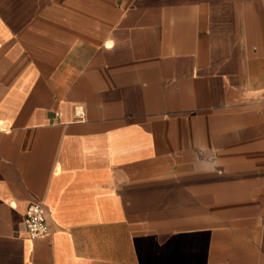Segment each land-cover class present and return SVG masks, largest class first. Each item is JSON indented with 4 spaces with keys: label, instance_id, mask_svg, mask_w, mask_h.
Masks as SVG:
<instances>
[{
    "label": "crops",
    "instance_id": "obj_1",
    "mask_svg": "<svg viewBox=\"0 0 264 264\" xmlns=\"http://www.w3.org/2000/svg\"><path fill=\"white\" fill-rule=\"evenodd\" d=\"M0 264H264V0H0Z\"/></svg>",
    "mask_w": 264,
    "mask_h": 264
},
{
    "label": "built area",
    "instance_id": "obj_2",
    "mask_svg": "<svg viewBox=\"0 0 264 264\" xmlns=\"http://www.w3.org/2000/svg\"><path fill=\"white\" fill-rule=\"evenodd\" d=\"M75 111L79 119L84 118L81 106H76ZM23 223L26 235L30 240H36L49 234L47 213L40 203H32L27 207Z\"/></svg>",
    "mask_w": 264,
    "mask_h": 264
}]
</instances>
